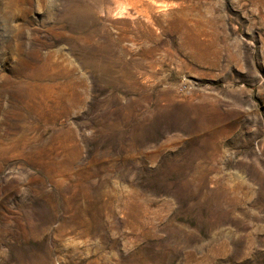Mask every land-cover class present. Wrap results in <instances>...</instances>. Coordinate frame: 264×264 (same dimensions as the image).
<instances>
[{"label":"rangeland","instance_id":"374dc122","mask_svg":"<svg viewBox=\"0 0 264 264\" xmlns=\"http://www.w3.org/2000/svg\"><path fill=\"white\" fill-rule=\"evenodd\" d=\"M0 0V264H264V0Z\"/></svg>","mask_w":264,"mask_h":264},{"label":"bare ground","instance_id":"6f19581e","mask_svg":"<svg viewBox=\"0 0 264 264\" xmlns=\"http://www.w3.org/2000/svg\"><path fill=\"white\" fill-rule=\"evenodd\" d=\"M133 2L139 4L141 2V0H134Z\"/></svg>","mask_w":264,"mask_h":264}]
</instances>
